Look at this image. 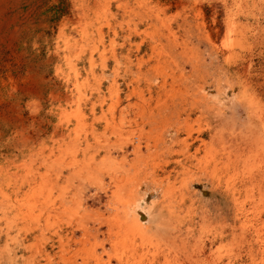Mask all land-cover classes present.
Instances as JSON below:
<instances>
[{
    "label": "bare ground",
    "instance_id": "6f19581e",
    "mask_svg": "<svg viewBox=\"0 0 264 264\" xmlns=\"http://www.w3.org/2000/svg\"><path fill=\"white\" fill-rule=\"evenodd\" d=\"M112 9L128 13L126 24ZM78 15L82 39L93 24L98 36L103 27L113 36L131 30L133 58L121 60L112 45V77L93 84L94 68L90 78L76 69L69 75L74 106L57 122L68 128V145L58 129L53 164L43 156L53 147L45 145L18 165L23 174L15 175L14 188L30 189L22 203L0 189V258H14L8 230L16 219L45 236L50 217L64 207L59 215L84 237L69 240L68 264H264V136L254 130L264 124V0H98L82 3ZM118 77L129 115L118 110ZM105 81L108 100L91 102L89 113L98 105L101 114L86 119L85 102ZM89 185L108 197L106 213L84 197ZM155 193L165 200L161 218L149 206Z\"/></svg>",
    "mask_w": 264,
    "mask_h": 264
},
{
    "label": "rangeland",
    "instance_id": "374dc122",
    "mask_svg": "<svg viewBox=\"0 0 264 264\" xmlns=\"http://www.w3.org/2000/svg\"><path fill=\"white\" fill-rule=\"evenodd\" d=\"M97 1L0 0V189L9 194L16 203H22L30 191L26 184L19 187L17 191L14 188L18 184V181L14 180L16 178L15 175L21 176L23 174L22 169L18 165L27 160L29 155L33 154L38 148L45 145L52 146V149H54L51 154L49 153L51 148H47L43 152L46 160L53 164L58 156V145L62 143L63 146H67L70 141L68 135H65L68 133V128H60L61 126L57 125L60 120V112L62 110L68 111L74 106L71 102L74 94L71 89L73 70L76 69L78 71L79 77H94L92 81L93 84H96L95 81L97 79H104L103 74H105V77H112L111 73L114 63L109 52L112 49V45H114L113 50L121 60L125 61L124 58L126 57L130 60L133 58L135 40L133 32L128 28L118 29L117 34L113 36L110 30H106L103 27L104 29H100L101 35L98 36L96 27L100 25L93 24L94 28L89 30L88 39H82L80 21H78V8L82 3L93 7ZM115 4H113V7H115ZM112 10L115 12L116 21L120 20L126 24L128 13H125L123 17L121 13H117L114 9ZM111 41L115 43H111ZM93 45L96 46L97 50L95 49L92 52L91 59L89 53ZM100 52H104L103 56L107 57L105 58L107 64L104 68L99 66L101 60ZM73 53L79 54L78 57H75ZM87 68L89 69L87 70ZM91 68H94V73L90 76L89 70ZM116 79L120 82L119 86L121 89L119 93L120 100L117 105L118 110L123 108L126 115H129V108L126 109L124 107L126 103L124 102L125 100H122L125 94L122 91L124 85L122 86V81L118 80L119 77ZM107 85L108 83L105 81L101 88L102 91L101 89L97 90L95 85L92 96H89L90 100L87 99V102H85L87 104L86 108H84L86 119L99 118L102 107L96 105L93 112H90L91 114L88 107L91 102L97 104L102 100V97L106 99L103 93L105 92L106 94ZM85 90L86 98L89 92ZM228 92L230 93V91ZM104 106L106 105L104 104ZM239 108L242 109L241 107ZM241 112H243V109ZM118 116H115L113 120H120V116L119 118ZM120 122H124V120ZM199 124L201 126L202 122ZM263 125V123H256L255 135L264 136ZM197 127L198 125H195L194 129ZM58 129L66 131L64 133L65 140L60 141V143H58L60 133H56ZM54 134L57 135L56 138L58 139L53 137ZM113 141L114 138H111V143ZM68 174L67 169L64 175L67 176ZM60 182L63 183L64 180H60ZM95 187V185L87 186L84 197L86 196L92 209L106 213L104 205L108 197L105 194L99 195L100 190H95ZM97 195L100 196L99 199H97ZM154 195L149 199L150 210L154 218H158V214L161 212V218L165 216L163 206V201L165 200L157 193ZM63 208L56 209L58 216H53L54 218L52 217V219L50 217L49 224L46 225L45 236L41 235L39 230H30L33 227V224H30L31 222L27 224V221L24 223L22 222L23 220L16 219L17 224L8 230V238H14L13 243H11L14 258L9 261L8 258L2 257L0 258V264H46L47 261V264H68V256L72 249L71 245L68 247L69 240L71 241L72 238L76 237H84H82L80 230L73 233V229L69 228L66 223L64 214L61 213L59 215ZM11 213L10 216L13 217L14 213H16L15 209H12ZM65 213L68 214V211ZM19 215L21 216L20 212ZM0 228L5 231L2 224H0ZM100 230L102 237H107V228L101 227ZM5 242L6 238L3 232L0 231V256ZM42 242H44L42 244V252L37 255V246ZM24 244L29 246L27 250L22 249ZM78 247L82 248V244L78 245ZM31 253L34 254V258L30 257ZM157 261L160 263L163 260L159 258ZM127 262L130 263V260ZM112 264H115V262L113 261ZM141 264H147L146 259H142Z\"/></svg>",
    "mask_w": 264,
    "mask_h": 264
}]
</instances>
